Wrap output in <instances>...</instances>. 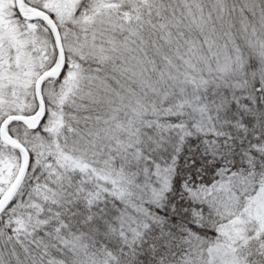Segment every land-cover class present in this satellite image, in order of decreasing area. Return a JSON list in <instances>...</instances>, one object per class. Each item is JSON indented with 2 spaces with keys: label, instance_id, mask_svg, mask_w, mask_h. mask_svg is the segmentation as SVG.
Here are the masks:
<instances>
[{
  "label": "snow or ice",
  "instance_id": "6c2138e0",
  "mask_svg": "<svg viewBox=\"0 0 264 264\" xmlns=\"http://www.w3.org/2000/svg\"><path fill=\"white\" fill-rule=\"evenodd\" d=\"M0 264H264V0H0Z\"/></svg>",
  "mask_w": 264,
  "mask_h": 264
}]
</instances>
